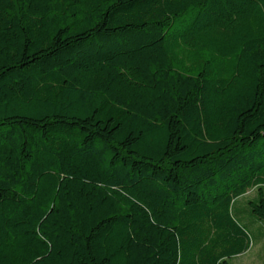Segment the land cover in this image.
I'll return each mask as SVG.
<instances>
[{
	"label": "trees",
	"instance_id": "16d2710c",
	"mask_svg": "<svg viewBox=\"0 0 264 264\" xmlns=\"http://www.w3.org/2000/svg\"><path fill=\"white\" fill-rule=\"evenodd\" d=\"M264 221V0H0V264H231Z\"/></svg>",
	"mask_w": 264,
	"mask_h": 264
},
{
	"label": "rangeland",
	"instance_id": "374dc122",
	"mask_svg": "<svg viewBox=\"0 0 264 264\" xmlns=\"http://www.w3.org/2000/svg\"><path fill=\"white\" fill-rule=\"evenodd\" d=\"M257 196L251 189L236 203L240 221L251 231L253 243L248 251L230 259L231 264H264V221L250 211L249 200Z\"/></svg>",
	"mask_w": 264,
	"mask_h": 264
}]
</instances>
